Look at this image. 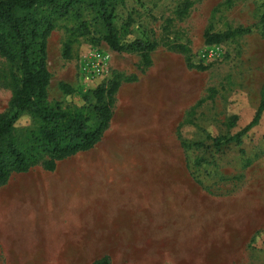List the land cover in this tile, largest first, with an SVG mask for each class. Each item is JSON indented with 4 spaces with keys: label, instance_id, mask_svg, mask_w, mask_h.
<instances>
[{
    "label": "rangeland",
    "instance_id": "obj_1",
    "mask_svg": "<svg viewBox=\"0 0 264 264\" xmlns=\"http://www.w3.org/2000/svg\"><path fill=\"white\" fill-rule=\"evenodd\" d=\"M81 7L87 36L73 32L70 15L48 38L47 101L80 108L100 84L119 82L112 122L89 152L140 160L158 175L142 210L147 219H132L130 230L115 227L99 253L111 264H264V112L240 145L216 151L211 141L235 136L256 112L264 89V0H122L113 12L126 47L119 53L101 40L94 13ZM237 28L248 31L206 42V32ZM137 43L155 46L149 63ZM93 53L106 57V70L86 82L80 65ZM11 96L10 67L0 57V115ZM34 128L21 115L14 135L25 142Z\"/></svg>",
    "mask_w": 264,
    "mask_h": 264
},
{
    "label": "trees",
    "instance_id": "obj_2",
    "mask_svg": "<svg viewBox=\"0 0 264 264\" xmlns=\"http://www.w3.org/2000/svg\"><path fill=\"white\" fill-rule=\"evenodd\" d=\"M122 0H0V57L10 67L12 96L6 111L0 115V189L14 174H22L35 167L54 171L58 162L77 154L92 151L101 142L112 118L114 98L120 83L108 81L91 92L87 106L69 109L47 101L50 73L47 64V41L55 22L72 15L76 20L74 33L87 36L88 23L82 18V5L98 18L104 34L101 40L114 52L126 47L119 43L114 26V8ZM237 28L225 33H205L208 44H219L246 33ZM155 46H143L142 58L149 63ZM264 112V89L252 120L233 137H216L211 141L216 151L234 142L241 144V136L254 127ZM35 124L24 141L14 135V124L21 115ZM182 147L199 148L201 144ZM90 264H111L109 256H102Z\"/></svg>",
    "mask_w": 264,
    "mask_h": 264
},
{
    "label": "crops",
    "instance_id": "obj_3",
    "mask_svg": "<svg viewBox=\"0 0 264 264\" xmlns=\"http://www.w3.org/2000/svg\"><path fill=\"white\" fill-rule=\"evenodd\" d=\"M157 187L155 171L113 153H80L54 171L14 174L0 189L1 264H82L105 256L99 251L115 227L130 230L132 219H147L144 203Z\"/></svg>",
    "mask_w": 264,
    "mask_h": 264
},
{
    "label": "built area",
    "instance_id": "obj_4",
    "mask_svg": "<svg viewBox=\"0 0 264 264\" xmlns=\"http://www.w3.org/2000/svg\"><path fill=\"white\" fill-rule=\"evenodd\" d=\"M106 70V57L100 53H93L83 59L80 65V74L86 82L102 78Z\"/></svg>",
    "mask_w": 264,
    "mask_h": 264
}]
</instances>
